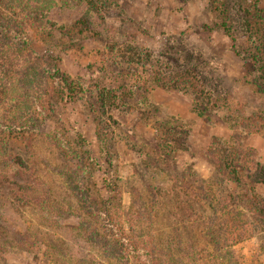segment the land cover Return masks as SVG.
Returning a JSON list of instances; mask_svg holds the SVG:
<instances>
[{
	"label": "rangeland",
	"instance_id": "obj_1",
	"mask_svg": "<svg viewBox=\"0 0 264 264\" xmlns=\"http://www.w3.org/2000/svg\"><path fill=\"white\" fill-rule=\"evenodd\" d=\"M88 8L56 7L49 16L70 31L69 37L56 35L52 48L77 97L53 101V115L38 133L10 142L28 166L29 176L22 178L38 183L0 176V264H70L80 258L121 264L83 242L75 217L50 225L29 198L46 196L57 211L74 208L51 169L62 164L46 140L57 127L77 150L88 149L98 160L100 171L91 176L102 196V177L117 180L125 222L133 188L146 204L155 197L153 232L162 247L200 239L210 211L188 197L187 186L218 176L215 153L228 163L231 146L240 144L264 167V0H106L96 12ZM252 55L262 60L252 61ZM162 145L174 151L166 155ZM242 176L238 185L221 182L231 201H239L247 187L264 196V184ZM261 244L253 236L232 248L241 264H264Z\"/></svg>",
	"mask_w": 264,
	"mask_h": 264
},
{
	"label": "trees",
	"instance_id": "obj_2",
	"mask_svg": "<svg viewBox=\"0 0 264 264\" xmlns=\"http://www.w3.org/2000/svg\"><path fill=\"white\" fill-rule=\"evenodd\" d=\"M105 1L0 0V176L21 179L23 175L29 176L28 166L11 148L10 142L13 139L27 141L29 135L38 133L43 122L53 115L57 105L53 101L72 102L77 97L71 77L60 70L52 48L56 35L69 37L70 31L58 27L49 16L56 7L68 9L82 3L89 7L88 12H96L97 5ZM259 17L261 20L262 16ZM221 27L227 30L225 24ZM41 43L47 50L37 49ZM250 59L257 63L262 60L258 55ZM259 90L264 93V84ZM57 130L46 134V140L62 160L60 166L51 169L57 171L74 208L68 212L57 211L46 196L32 194L29 198L36 204L41 218L50 225L58 226L65 215L75 217L79 237L88 245L100 247L106 260L121 264H241L232 245L253 236H258L264 250V196L253 194L247 187L240 197L242 200L231 201V196L220 188L224 180L240 184L245 172L249 182L264 184V167L255 162L251 148L232 145L228 163L215 153L218 176L206 181L198 177L196 186H187L189 196H186L207 205L210 211L205 216L200 239L179 244V247H162L153 232L155 197L146 204L139 190L133 188L125 222L117 180L102 177L107 193L102 196L91 176L100 171L98 160L88 149L77 150L64 129L57 127ZM161 150L166 155L174 151L170 145H162ZM43 163L50 168L46 160ZM27 179L24 180L28 183L37 182ZM69 263L100 264L93 258L70 259Z\"/></svg>",
	"mask_w": 264,
	"mask_h": 264
}]
</instances>
